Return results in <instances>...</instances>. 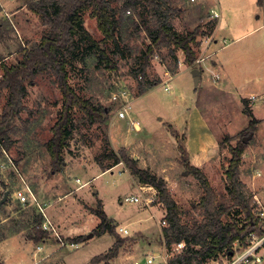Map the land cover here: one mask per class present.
Here are the masks:
<instances>
[{
  "label": "rangeland",
  "instance_id": "rangeland-1",
  "mask_svg": "<svg viewBox=\"0 0 264 264\" xmlns=\"http://www.w3.org/2000/svg\"><path fill=\"white\" fill-rule=\"evenodd\" d=\"M27 1L0 0V59L9 66L16 64L21 58V49L40 42L46 31L40 17L26 6ZM124 1H120L119 6ZM227 2L234 14H248V19L244 25H235L233 34L227 40H221L225 44L231 43L233 37L244 31L261 25L262 20H258L257 16L262 15L259 5L264 4V0H225ZM168 5L175 12L172 16L174 28L181 34L193 31L200 24L205 32L208 28L215 27L211 11L219 9V6L214 0H169ZM129 11L128 16H137L134 9ZM84 26L92 37L78 36L76 47L66 55L69 60V83L80 96L96 108H104L106 113L103 120L92 123L83 111H73L71 135L63 154L64 164L58 173H54L46 144L51 139L52 128L60 116L63 94L52 71L26 80L27 96L23 100L25 109L12 123L8 131L9 138L4 141L5 149L0 148V244L5 245L0 247V252L2 249L5 252L6 248L11 252L15 251L19 244L23 245L27 236L39 234L42 228L39 227L40 218L43 217L42 226L50 214L62 217L64 234L67 236H91L100 224V218L93 210L99 209L101 203L108 218L114 222L115 232L125 238L121 249L129 251V248L134 247L128 259L120 258L115 264H149L148 259H152V264H168L169 259L180 251L177 250L178 244L169 249L163 244L161 232L167 225H163L162 221L165 220L167 210L160 202L158 190L141 183L140 177L133 174L125 163L110 172L103 171L116 162L111 154H118L125 149L139 169L165 181L172 197L186 212L184 220L190 222L197 216L193 207L205 192L201 182L189 172L183 162L185 156L181 147L187 148V137L184 130H178L170 123L172 120L177 122L178 127H183L184 124L188 126L194 153L210 156L204 161V165L202 162L194 163L202 165L203 173L226 207L232 205L227 195L225 174L232 158L230 148L251 136L245 142L240 177L247 194L253 197V204L259 202L260 209H264V124L260 126V119L257 117L264 116V113L257 111L255 115L254 105L248 100V108L258 120L255 129L249 131L252 118L245 113L246 107L245 103L242 105V99L235 96L229 102V96L220 95L210 86L196 90V77L191 70H199L200 63L196 62L190 68L186 64L181 65V62L185 63L184 54L178 52L180 62L176 65L167 49L157 53L158 58H153L146 70V82L160 83L152 92L139 99L143 95L140 92V58L150 44L143 27L133 26L127 31L125 29L122 34H118L121 38L119 46H116L113 41L101 42L104 35L89 12L84 13ZM208 39V35L199 37V46L196 48L198 59L203 57L202 44ZM252 41L256 43L254 47ZM233 45L227 50L228 53H232L233 48L243 46H246L244 51L247 53L244 64L240 60L241 54L237 53H232L233 56L226 60L238 64L229 65L237 79L236 93H248L245 89L255 91L257 88L262 94L264 85L255 86L254 89L244 85H253L252 82L256 79L264 82V57L261 55L264 51V27ZM214 50L215 48L211 52ZM216 58L206 60L204 64L212 66ZM2 74L0 65V78ZM176 74L178 75L175 76ZM173 75L172 90L168 92L167 85L161 83ZM8 96V90L0 95V121L6 111ZM263 100L264 97L258 98L260 104ZM123 102L131 104V108L126 110L125 118H120L118 114ZM133 121H139L142 128L135 130L132 127ZM205 126H210L211 132ZM215 141H218L219 153L214 148ZM188 160L193 165L189 153ZM63 170H69V173H64ZM86 182V188L76 191ZM95 188L99 190L98 193L91 191ZM14 192H17L18 199L13 197ZM20 193L27 197L26 202H21ZM31 193L39 199L42 206L51 202L52 206L46 210L47 216L39 211ZM133 195L138 196L141 203L125 201ZM150 207L153 208L149 209ZM230 213L237 221L244 219L237 208H232ZM53 225L57 228L56 224ZM119 228L127 229L129 235L120 233ZM57 231L65 241L74 242L65 239L59 229ZM109 234L94 238L89 244L79 245L74 242L79 247L76 251L75 248L72 250L76 252V257L87 260L83 264H89L92 258L100 254L106 255L114 246L111 245L112 236ZM47 237L56 241L49 234ZM12 238L15 239L12 241ZM114 239L116 242L115 236ZM157 247L162 251H158ZM247 247L236 244L232 257L225 253L217 260L224 258L230 264ZM5 257L8 258V255ZM1 260L2 258L0 264H4ZM111 260L107 264H111ZM23 261L16 259L11 264ZM24 263L27 264L26 261Z\"/></svg>",
  "mask_w": 264,
  "mask_h": 264
},
{
  "label": "trees",
  "instance_id": "trees-1",
  "mask_svg": "<svg viewBox=\"0 0 264 264\" xmlns=\"http://www.w3.org/2000/svg\"><path fill=\"white\" fill-rule=\"evenodd\" d=\"M120 1L124 0H28L26 2L28 9L40 17L46 31L40 42L30 48L21 49V58L16 64L9 66L0 59L3 69L0 78V95L4 90L9 91L6 111L0 121V148H4V141L9 138L8 131L12 123L25 109L23 100L27 96L26 80L47 71H52L56 75L58 86L63 94L60 116L52 128L53 135L46 144L54 173H58L64 164L63 154L71 135L73 111L75 109L83 111L92 123L103 120L105 109L96 108L90 101L80 96L69 83V60L66 55L76 47L78 36L92 37L84 26L86 12L90 13L91 18L96 19L98 29L104 35L102 43L113 41L116 46H119L121 37L118 34H122L125 29L127 31L133 26L143 27L142 29L150 39V44L140 58L142 61L140 64L141 94L147 93L160 83L159 81L146 82L145 75L151 60L163 49L168 50L176 65L179 62L177 53L182 52L185 64L190 67L195 66L198 60L196 48L199 46V37L210 35L214 27L208 28L205 32L200 24L193 31L181 34L174 28L172 16L175 12L169 7V0H125L126 2L119 6ZM130 9H134L137 16L136 14L128 16L127 12ZM108 62L111 63L110 60ZM245 113L252 118L249 131H253L258 120L248 106ZM245 144L240 141L235 147L230 148L232 158L225 172L227 195L232 203L229 207L221 202L218 192L203 171L189 163L188 152L181 147L185 156L184 164L201 182L205 192L193 207L197 216L190 222L184 220L186 212L172 197L163 179L139 169L136 161L125 149L118 154H111V157L116 159L114 165L125 163L133 174L140 177L141 183L151 185L158 190L160 202L166 206L167 210L163 220L167 226L162 229V241L165 248H172L179 243L186 244L184 249L169 259L168 264H206L209 260H216L225 253L232 257L235 244L247 247L252 234L257 236L264 234V228L254 214L256 204H253V197L247 194L240 177ZM107 169L109 168L105 171ZM232 208L239 209L244 219L235 220L230 213ZM93 212L100 218V224L94 230L95 236L100 237L110 233L116 237V242L106 255L93 258L89 264L101 262L107 264L109 260L119 255L120 249L125 244V238L115 232L114 222L108 218L101 203L99 209ZM41 220L42 218H40L42 223ZM41 223L39 227H42ZM46 235L47 233L41 228L39 234L35 235V241H42Z\"/></svg>",
  "mask_w": 264,
  "mask_h": 264
},
{
  "label": "crops",
  "instance_id": "crops-1",
  "mask_svg": "<svg viewBox=\"0 0 264 264\" xmlns=\"http://www.w3.org/2000/svg\"><path fill=\"white\" fill-rule=\"evenodd\" d=\"M211 1H213V0H211ZM214 2H216V4L219 6V9H213V11L219 12L220 16L218 18H212L213 24H215V27L213 28V31L211 32V34L208 35L209 39L206 40L202 44L203 57H201L200 59H203V60L200 63L201 68L199 69V75H198L199 77H198L197 82H196V79L194 78L196 90H198L201 87L206 88V87L210 86L211 89H213L217 93L219 92L220 95L229 96L231 98L229 102H232V97L234 99L236 96L237 99H240V100L242 99V102H241L242 105H243V103H245V107H247L249 104L248 100H251L252 101L251 103L254 105L253 113L255 115H256L257 111L264 113V100L261 104H260V101L258 102V98L264 97V92H262V94L259 93V91L255 87V86L262 87L264 85L263 80L256 79V80H254V82H252L253 85H251V84L244 85V87H246V88L251 87L254 89V87H255L256 88L255 91L254 90L248 91L247 89H245V91H247L248 93H236V91H237L236 85L238 84L237 79L233 76V71H230V66H229V65H233L235 63L232 61H226L227 57L233 56L232 53H237V54H241L240 60L243 62L242 64H244V62H245L244 58H245V55H247V53L244 51L246 46H243V48H236V49L233 48L232 53H228L227 50L230 47H234V45H233L234 43H236L242 39H247L248 36H250L253 32H255L256 30H260L264 27V4L259 5L260 9L262 10V15L257 16L258 20H262L261 25H259L258 27L254 28V29L244 31L241 35H239L235 38L233 37V39L231 38L232 39L231 43L225 44V43H222L221 40H223V42H224L225 40H227V38H229V36H231L233 34L232 32H233V29L235 28V25H237V24L244 25L248 19V17H247L248 14L247 15H241V14L236 15V14H234L232 8L230 7L231 5L228 4V2L225 3V0H214ZM203 29H205V28H203ZM251 44L254 47L256 43L254 41H252ZM231 45H233V46H231ZM213 48H215V50L211 52V50ZM261 55H262V57H264V51L261 53ZM214 57H217V58H216V60H213L212 66L204 64L206 62V60H210L211 58H214ZM237 62L240 63V61L238 59H237ZM182 64H185V63L181 62V65ZM235 65H238V64H235ZM188 67L190 68V66H188ZM191 71H194V70H191ZM178 74H176L175 76H177ZM175 76L173 75L170 77V79L161 83V84L165 83L167 85L166 90L168 92H171V90H172L171 80ZM153 90H154V88L149 90L147 93L143 94L141 97H139V99L143 98L145 95L152 92ZM253 96H255L256 99L252 100L251 97H253ZM241 103H239V104H241ZM257 117L260 119V123H259L260 126H261V124H264V116L257 115ZM133 123H135V126H132V127L135 130H140V127L142 128L139 121H133ZM170 123H172V125L176 129L185 131V134L187 137V141H186L187 148L186 149H188V151H189V152L188 151L187 152L189 153L191 162H192L193 166L200 168L202 170L203 169L202 165L201 164L197 165L194 163V161L202 162V164L204 165V161L208 160L210 156L208 154L199 155L198 153H200V152L194 153L192 151V149H191V141H192L191 140V132L189 131L187 125L184 124L183 127H178L177 122L175 123L173 120L170 121ZM205 129L207 131L211 132L210 126L209 127L205 126ZM214 148L219 153L218 141H215V147ZM190 150H191V152H190ZM120 164H117V165L112 164L111 166L106 167V168H109L106 171H105L106 168L104 169V171L103 170H101V171H103V173L110 172L116 168H119L121 166ZM63 172L68 174L69 170H63ZM77 182L81 183V180L77 179ZM87 186H88V182L83 183L76 189V191L81 190L83 188H86ZM91 191L94 193L99 192V190H97V188H95L94 190H91ZM13 197L18 199L17 198V192L16 193L14 192ZM33 197H34V202L37 203L39 211L45 213V215H46V212H47L46 210L50 206H52V204H50L51 202L48 203L49 205L47 204L46 206H42V205H40L39 199L36 198L34 194H33ZM53 202H55V201H53ZM138 203H141V199H140V202H138ZM39 206L42 207V209ZM151 208H153V207H150L149 209H151ZM48 217L53 222V224H56L57 229H59V231L61 232L62 236L65 239L77 242L79 245L83 244V243L89 244L94 238H101L104 235L109 234V233H105L104 235H102L100 237L95 236L94 234H92L91 236L80 235V236H75V238H72L71 236H67L66 234H64L65 224L62 221L63 220L62 217H58V215H54V214H50V215H48ZM109 235L112 236L111 245L113 246L115 243L114 236L111 234H109ZM70 238H72V239H70ZM13 239H15V238H12L10 240L13 241ZM35 240H36L35 235L27 236L24 240L25 242L23 241L24 242L23 245L19 244V247H16L15 251L11 252L9 249L6 248L5 252H3V249H2L0 252V258H2L1 263L4 262V264H11V262L13 260H16V259L17 260H24L27 262V264H83L84 262L87 261V260L86 261L84 260V257H79V256L76 257L75 251L78 249L79 246L77 248H75V251L72 250L73 248L60 249L57 241H55L54 239H53L54 241H51L49 239V237H47V235H46V238L43 239L42 241H35ZM2 245L5 246L4 244H0V247ZM128 250L129 251H125V249H124V250L120 251L118 257L111 260L110 263L115 264V262L117 260H119L120 258L128 259L131 252L134 250V247L129 248ZM157 250L162 251L161 248H158ZM7 255H8V258L5 257ZM257 257L260 258L259 262H257L255 260V258H257ZM255 258L251 257L248 262H244L241 264H264V245L258 249V251L256 252ZM24 261H23V263H18V264H25ZM221 261L224 262L223 264H227L226 261H224V258H222ZM221 261H220V259L219 260H217V259L212 260L210 262V264H221ZM148 263L152 264L153 262L150 263L149 259H148Z\"/></svg>",
  "mask_w": 264,
  "mask_h": 264
},
{
  "label": "built area",
  "instance_id": "built-area-1",
  "mask_svg": "<svg viewBox=\"0 0 264 264\" xmlns=\"http://www.w3.org/2000/svg\"><path fill=\"white\" fill-rule=\"evenodd\" d=\"M128 13H130V11H128ZM212 13H213L212 14L213 18H218L220 16L219 12H217V11H212ZM155 58H158V55ZM202 60L203 59H198L197 62L201 63ZM114 99L118 100V97L114 96ZM128 108H131V104L128 105V104H125V102H123L122 109L119 111L118 116L120 118H125L126 117V113H127L126 110ZM132 126H135V123L132 122ZM19 196H20L21 202H26L27 201V197L24 194L22 195V193H20ZM32 196H33V194H32ZM33 199H34V197H33ZM125 201L127 203H138V202H140V198L138 196H131V197H127L125 199ZM258 203L255 202L256 206L254 208V214H255L256 217L259 218V220H260L259 223L264 228V209H260ZM43 215H45V213H43ZM162 224L163 225H167V223L165 221H162ZM42 230L45 231L47 234L53 236L56 239V241H58V244H59V246L61 248H77L79 246L78 244H76L74 242L70 243V242H67L64 239H62L61 235L57 231V228L52 224V222L50 220H48V218L42 224ZM119 232L123 233L124 235H129V231L127 229H124V228H119ZM263 245H264V234L262 236H257L255 234H252V239L250 240L249 246L244 250L243 253L239 254L236 257H234V260L230 264H241V263H244V262H248L251 257L255 258L256 257V252ZM185 246H186L185 243H179L177 250L181 251L182 249L185 248ZM255 260L257 262H259L260 258L257 257V258H255ZM149 262L151 263L152 259H149Z\"/></svg>",
  "mask_w": 264,
  "mask_h": 264
},
{
  "label": "water",
  "instance_id": "water-1",
  "mask_svg": "<svg viewBox=\"0 0 264 264\" xmlns=\"http://www.w3.org/2000/svg\"><path fill=\"white\" fill-rule=\"evenodd\" d=\"M193 73H194V76L196 77L195 79H196V82H197V80H198V75H199V70L195 69V70L193 71ZM250 137H251V136H250ZM250 137L245 138V139H244V142H247V141L249 140Z\"/></svg>",
  "mask_w": 264,
  "mask_h": 264
}]
</instances>
